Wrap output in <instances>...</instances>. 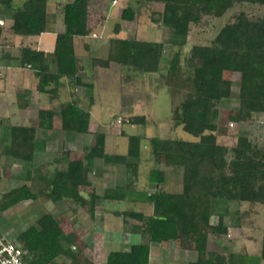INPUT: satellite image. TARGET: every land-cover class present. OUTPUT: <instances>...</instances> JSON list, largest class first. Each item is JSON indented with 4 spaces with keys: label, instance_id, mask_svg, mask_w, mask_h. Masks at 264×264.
Segmentation results:
<instances>
[{
    "label": "trees",
    "instance_id": "trees-1",
    "mask_svg": "<svg viewBox=\"0 0 264 264\" xmlns=\"http://www.w3.org/2000/svg\"><path fill=\"white\" fill-rule=\"evenodd\" d=\"M91 1L68 0L61 3L58 14L64 30L57 34L52 54L27 43L18 47L20 68L32 71L35 90L48 95L51 100L57 99L61 78H67L72 88L84 86L80 75L81 61L75 54L74 42L91 34L88 27ZM132 1L138 6L161 5L160 20L156 23L171 31L169 41L177 48L185 45L191 26L199 25L205 16L220 18L234 4L264 6V0ZM136 13L129 5L125 6L120 12V20L132 22ZM7 17L12 21L9 30L13 35L38 37L47 31V0H24L20 7H14L13 0H0V45L3 20ZM119 28L117 23L115 35H118ZM164 46L163 42L112 37L108 41L106 57L91 61L94 67L108 68L114 63L135 73L155 74L162 69ZM5 57L6 54L0 58ZM178 60L176 52L168 60L166 71H174ZM187 67L191 72V90L173 110L172 126L181 128L196 141L148 138L152 153L162 159L164 166L182 170V191L171 194L159 187L144 195L143 202L149 203L152 209L150 215H128L136 220L149 239L158 242L174 240L181 249L198 252L205 264H226L228 259L225 256L213 253L209 257L208 239L225 238L229 228L251 225L252 222L246 219L256 206H264V148L253 144L246 135L238 136L232 148L218 143V105L232 98V88L236 86L237 108L228 117L229 121L243 123L256 113H264V16L250 18L244 13L237 14L232 22L218 31L209 45L191 47ZM234 73L239 77L237 83L229 77ZM89 119V110L82 108L75 99L63 103L58 109L40 108L37 127H9L8 155L17 162H30L35 149L36 129L52 130L58 121L63 132L85 134ZM124 121L128 125L143 126L146 117L134 115ZM120 135L127 139L125 155L105 154L102 146L104 135L98 133L96 140L99 144L88 150L83 159L68 160L66 168L55 173L46 191L35 194L23 184L3 195L0 210L45 196L54 205L66 200L92 214L99 197L90 193L86 199L80 193L87 184L85 176L90 161L101 159L120 165L132 175L138 171L142 138L123 131ZM154 175L160 178L157 185H162L163 172L154 169L151 176ZM128 193L125 189L108 188L100 198L130 201ZM243 204L247 209L241 211ZM233 205L234 210L231 209ZM215 215L218 221L213 225L210 219ZM225 216L229 219L228 225L223 222ZM61 217L45 213L34 225L16 236L31 256L30 264H92L83 254L87 246L77 233H64ZM59 258L65 261L58 263ZM257 261H264V228L261 230ZM105 264H149V246L141 243L130 246L127 251L110 252Z\"/></svg>",
    "mask_w": 264,
    "mask_h": 264
},
{
    "label": "rangeland",
    "instance_id": "rangeland-1",
    "mask_svg": "<svg viewBox=\"0 0 264 264\" xmlns=\"http://www.w3.org/2000/svg\"><path fill=\"white\" fill-rule=\"evenodd\" d=\"M24 0H13L14 7H20ZM68 0H47V12L59 11L61 3ZM117 4L113 6L111 3ZM92 0L89 9V23L91 26V34L85 38H77L74 42L75 54L80 58L81 71L80 75L88 79L91 83L79 89V105L83 108L89 106L92 100L93 104L90 108V124L91 130L99 127V132H103L107 136V152L121 153L127 146V139L120 136L119 132L124 131L128 135H138L143 137L141 141V156L148 157L150 146L147 137H156L158 139H177L182 141L193 142L196 138L184 132L181 128H174L172 121V113L175 108L185 99L186 94L191 90V72L187 67V59L190 49L193 45H209L218 31L227 23L233 21L234 17L239 13H244L250 18L264 16V6L249 4H234L222 17H203L199 25H192L186 43L183 47L177 48L171 45V31L164 27L160 20L162 7L159 4H142L137 5L132 0ZM111 5V6H110ZM135 9L136 16L132 22H124L120 20V12L125 6ZM110 7V8H109ZM115 8V9H114ZM9 18V17H8ZM61 16H58V21ZM61 22V21H60ZM119 24L120 30L115 35V26ZM9 23L3 21V40L0 45L1 56L6 52V45L14 46L11 41V31L8 29ZM112 37L118 38H136L143 41L160 42L163 41L164 53L162 69L155 74H139L128 70L127 68L111 63L108 68L94 67L92 65L93 58H105L108 50V41ZM23 40H29L28 37H21ZM87 44V47L85 45ZM179 54V60L176 68L172 72H167L166 67L168 60L176 53ZM8 77V76H7ZM234 83L238 81V74L234 73L229 76ZM6 93L8 96L7 107L12 109V103L15 101V82L12 80L5 81ZM237 91L238 88L233 86L232 98L223 101L218 105L220 118L216 132L217 140L220 144L232 148L236 144L237 137L246 135L248 139L255 145L264 148V113L254 114L248 121L243 123H233L228 117L237 108ZM71 94V93H70ZM77 96V95H76ZM58 109L65 100L68 99L67 94L62 88L59 91ZM9 111V110H8ZM1 109V114L8 115ZM133 115H145V125H128L125 119ZM33 117L31 118L33 120ZM118 120L121 123H118ZM232 124L230 127L229 124ZM9 124L8 122L0 125V148H8L9 145ZM58 135V133H55ZM63 134V135H62ZM72 134L74 133H62ZM76 135V134H75ZM61 142V144H60ZM58 142V148H67L64 141ZM117 146H114L113 143ZM55 148V147H52ZM112 148V149H110ZM118 148V149H113ZM22 163V162H19ZM87 163V162H86ZM22 166V164H20ZM29 163L23 162V169L15 167L10 172L7 166L0 167V204L3 195L14 188L25 184V174L29 171ZM146 164L142 163L139 174L141 177L145 175ZM20 173L21 177H15L14 174ZM40 170L32 171L31 181L26 184L32 192L40 194L43 192L45 184L40 178ZM11 176V177H10ZM166 189V187H163ZM167 191V190H166ZM71 203H69L70 205ZM59 205H54L45 196L39 199L26 200L15 204L5 211L0 210V231L8 240H16V236L26 229L29 225L36 222V219L45 213L57 212ZM235 209V206H231ZM247 205L243 204L240 210H246ZM253 224L257 228H245L244 233L253 237L259 246L261 228H264V206H256L254 212ZM231 246H238L239 251L246 244L241 240H234ZM238 243V245H236ZM247 247V246H246ZM248 250V247L246 248ZM65 261L64 258L57 259L58 263ZM264 264V263H263Z\"/></svg>",
    "mask_w": 264,
    "mask_h": 264
},
{
    "label": "crops",
    "instance_id": "crops-1",
    "mask_svg": "<svg viewBox=\"0 0 264 264\" xmlns=\"http://www.w3.org/2000/svg\"><path fill=\"white\" fill-rule=\"evenodd\" d=\"M115 1L116 0H113V2ZM111 4L113 6H110L113 8L117 2ZM119 12L121 11L119 10ZM58 16L59 14L56 10L51 13L47 12V31L38 37H28L29 40L27 41L23 40L21 36H15L11 33V41H13L14 46L9 48L10 45H6L7 50L4 54H6L7 57L0 58V125L8 122L10 123L9 127H37L38 109L55 108L60 105V88H62L68 96V99L63 103L69 102L73 99L79 102V89L85 87L87 90L86 85H91L88 79L81 76L84 86L72 88L67 78H61L57 99L51 100L48 95L38 93L35 90V78L32 71L28 68H20L18 64V47L21 43H27L37 50L43 51L49 55L53 53L56 36L64 30L62 20H60L61 22L58 21ZM4 20L9 23L7 25L9 29L12 23L11 19L7 17ZM88 27L91 29L89 18ZM53 69L54 68L52 67V70ZM6 79L15 82V101L12 103L11 110L7 107L8 105L6 102L8 96H12L5 92ZM92 104L93 101L91 100L89 106L84 108L89 110V114ZM1 109L4 112L10 111V113L5 116L1 114ZM33 115L34 118L32 120L31 118ZM128 116L134 115L129 114ZM121 132L122 131L119 132V135ZM55 133H58V135ZM62 133L69 132L61 131L59 129L58 121H55L52 130L47 131L36 129L34 154L32 160L27 162L29 163V171L25 174V179H23L24 177L20 173H16L14 176L21 177L20 179L25 180L26 184L31 181V177H33L32 171L40 170V178L45 184L42 191H46L47 186L53 179L55 173L60 169H65L68 160H73L77 157L83 159L88 150L99 144L96 140L98 133L104 135L102 146L105 154L125 155L127 153V146L121 151V153H108L106 134L99 132L98 126L91 130L90 119L87 133H74V135L64 134V136H60L59 134ZM141 138L143 139V137ZM148 138L150 137H147L146 139L148 140ZM61 140L64 141L62 144L67 145V148H58V142ZM217 142L219 143L218 140ZM113 144L114 146H117L115 142ZM113 149L116 150L118 148ZM161 160L160 157L152 153L150 148L148 157L142 158V156H140L138 171L136 174L132 175L120 165L107 163L101 159H93L87 166L88 171L85 176L87 184L83 186L80 191L81 195L86 199L89 197L88 195L90 193H94L99 197L96 201L93 213L91 214L74 204H71V207H68V204L71 202L66 200L60 202L64 203V205H59V210L57 212H51L55 217L62 216V228L65 234L70 232L77 233L79 238L86 244L87 247L83 254L92 264H105L107 255L110 252L127 251L130 246L141 243L149 246V264H205L198 252L183 250L174 240L158 242L149 239L143 229L138 226L136 220L128 215H134L135 213L150 215L152 209L149 203L143 202L145 200L144 195L154 192L159 187L167 193H181L182 170L180 168L166 167L162 164ZM142 163L146 164V173L143 177L139 174V169ZM20 164H22V166H20ZM4 165L10 168V172H13L15 167L23 169V162L19 163L13 160V158L8 155V148H0V167ZM154 169H159L163 172L164 181L162 185H157V182L160 179L159 176H151V171ZM163 187H166V189ZM108 188H121L128 190L130 201H110L101 199L100 197L103 195L104 190ZM240 207H242V205ZM254 215L256 214L252 213L249 218L246 219L247 222H252L251 225H245L241 228H229L228 234L225 238L217 239L209 237L207 243L209 257L210 254L213 253L225 256L229 261H227L226 264H263L264 261H257L260 252L261 235L259 246L257 248L256 246L253 247V243L256 244V242H254L256 240L243 232L245 228H257L256 225L253 224L254 218L252 217ZM217 221L218 217L216 215L212 216L210 219V223L213 225L217 224ZM223 222L225 225L229 224L227 216L224 217ZM34 224L35 223L31 225ZM262 229L263 228H261V230ZM181 230L182 229H179L178 232H181ZM236 239L246 243L240 251L238 246H231ZM236 245H238V243H236ZM246 246L248 247V250L246 249ZM229 256L231 258H228Z\"/></svg>",
    "mask_w": 264,
    "mask_h": 264
},
{
    "label": "built area",
    "instance_id": "built-area-1",
    "mask_svg": "<svg viewBox=\"0 0 264 264\" xmlns=\"http://www.w3.org/2000/svg\"><path fill=\"white\" fill-rule=\"evenodd\" d=\"M30 260L31 256L18 241L8 240L0 231V264H30Z\"/></svg>",
    "mask_w": 264,
    "mask_h": 264
}]
</instances>
